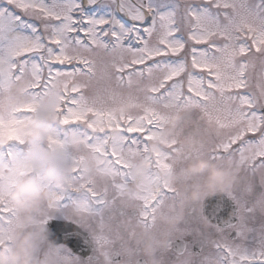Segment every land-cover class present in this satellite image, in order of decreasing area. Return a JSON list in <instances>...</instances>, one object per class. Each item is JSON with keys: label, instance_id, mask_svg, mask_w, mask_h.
Returning a JSON list of instances; mask_svg holds the SVG:
<instances>
[{"label": "snow or ice", "instance_id": "snow-or-ice-1", "mask_svg": "<svg viewBox=\"0 0 264 264\" xmlns=\"http://www.w3.org/2000/svg\"><path fill=\"white\" fill-rule=\"evenodd\" d=\"M34 153L66 174L47 178ZM198 160L235 172L232 204L208 211L237 218L191 247L168 233L158 264H264V224L245 222L264 215V0H0V244L14 248L10 197L30 179L48 193L37 224L53 264H144L138 231L159 244Z\"/></svg>", "mask_w": 264, "mask_h": 264}, {"label": "clouds", "instance_id": "clouds-1", "mask_svg": "<svg viewBox=\"0 0 264 264\" xmlns=\"http://www.w3.org/2000/svg\"><path fill=\"white\" fill-rule=\"evenodd\" d=\"M26 88L27 84L14 86L13 96L22 100ZM186 115L185 113L175 117L172 124L178 125ZM46 131L43 121L34 119L32 133L27 139L29 142H39ZM32 159L35 167L53 181H59L61 175L66 174L65 162L58 154L34 153ZM186 175L190 179L181 190L185 198L183 215L177 217L171 224L161 222L159 244H156L152 233L143 229L138 231L139 255L144 264H158V255L168 245L167 234H176L183 220L198 211L204 200L213 196L227 195L238 184L235 172L228 171L226 163L221 167L219 162L198 160L187 166ZM196 178H199L198 182ZM10 199L13 207L21 214V220L11 235L14 248L9 247L7 240L0 244V264H53L52 258L44 255V250L51 247L47 232L37 224V218L42 213L48 193L41 192L34 181L25 179L17 185ZM135 261L136 254L131 253L126 256L122 264H135Z\"/></svg>", "mask_w": 264, "mask_h": 264}, {"label": "rangeland", "instance_id": "rangeland-1", "mask_svg": "<svg viewBox=\"0 0 264 264\" xmlns=\"http://www.w3.org/2000/svg\"><path fill=\"white\" fill-rule=\"evenodd\" d=\"M247 225L254 229V230H258L260 228V226L262 224H264V215H261L259 212L255 215V217H248L246 218ZM185 229H187V235L196 238V242L197 243H204L208 240H217L218 237L215 233H213L211 230L212 228H210L207 225H203V226H198V225H194L193 223H187L186 225L182 224L180 225L177 233L175 234V239L176 240H182L184 238L185 233ZM201 231H203V236H201ZM228 235L230 236V233L227 232ZM253 236L256 235V231H253L252 233ZM191 247V246H190ZM163 259L165 261V264H183V258L177 259L175 253H167L164 252L163 253Z\"/></svg>", "mask_w": 264, "mask_h": 264}, {"label": "water", "instance_id": "water-1", "mask_svg": "<svg viewBox=\"0 0 264 264\" xmlns=\"http://www.w3.org/2000/svg\"><path fill=\"white\" fill-rule=\"evenodd\" d=\"M213 201H221V202L227 201L230 205L232 204V201L226 195L213 196L211 198L204 200L203 202L204 217L211 226L214 227L216 225H219L221 228H225V226L229 225L230 223L236 220L237 212L235 206L229 209L227 216L221 215L223 209H220L214 215H210L208 210L211 202ZM179 242L180 241H176L174 245L178 247Z\"/></svg>", "mask_w": 264, "mask_h": 264}, {"label": "flooded vegetation", "instance_id": "flooded-vegetation-1", "mask_svg": "<svg viewBox=\"0 0 264 264\" xmlns=\"http://www.w3.org/2000/svg\"><path fill=\"white\" fill-rule=\"evenodd\" d=\"M188 222L189 223H193L194 225H198V226H203V225H207L206 224V221H205V219H204V217H203V209H202V204L199 206V209H198V211H196V212H194V213H192L189 217H188ZM228 232V231H227ZM184 239H186V240H188V241H190L191 243H190V245L189 246H191V244H195V242H196V238H194V237H191L190 235L188 236H184V238L182 239V240H184Z\"/></svg>", "mask_w": 264, "mask_h": 264}]
</instances>
